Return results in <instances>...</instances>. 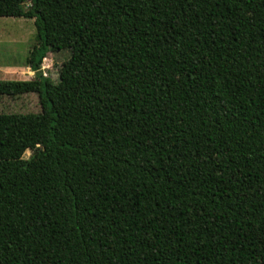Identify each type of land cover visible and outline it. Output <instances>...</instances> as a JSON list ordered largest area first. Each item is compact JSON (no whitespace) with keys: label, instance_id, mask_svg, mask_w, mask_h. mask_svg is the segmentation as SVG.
I'll use <instances>...</instances> for the list:
<instances>
[{"label":"trees","instance_id":"trees-1","mask_svg":"<svg viewBox=\"0 0 264 264\" xmlns=\"http://www.w3.org/2000/svg\"><path fill=\"white\" fill-rule=\"evenodd\" d=\"M0 17L35 28L34 77L0 96L40 106L0 113V264H264V0H0Z\"/></svg>","mask_w":264,"mask_h":264},{"label":"rangeland","instance_id":"rangeland-1","mask_svg":"<svg viewBox=\"0 0 264 264\" xmlns=\"http://www.w3.org/2000/svg\"><path fill=\"white\" fill-rule=\"evenodd\" d=\"M35 45V28L32 19L0 17V81L31 80L35 72L26 66L25 60ZM69 57V51L48 53L42 60L40 71L56 82L62 63ZM40 106L36 94H26L15 98L0 96V113H39ZM32 152L27 150L23 158Z\"/></svg>","mask_w":264,"mask_h":264},{"label":"built area","instance_id":"built-area-1","mask_svg":"<svg viewBox=\"0 0 264 264\" xmlns=\"http://www.w3.org/2000/svg\"><path fill=\"white\" fill-rule=\"evenodd\" d=\"M40 72H41V71H40ZM41 73H42V72H41ZM42 75H43V74H42ZM43 77H46V76L43 75ZM48 78H49V77H48Z\"/></svg>","mask_w":264,"mask_h":264}]
</instances>
